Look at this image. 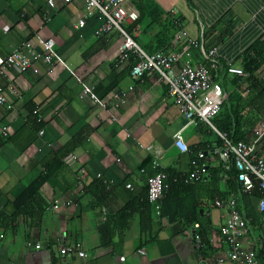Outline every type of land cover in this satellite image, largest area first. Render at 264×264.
<instances>
[{"label":"crops","instance_id":"obj_1","mask_svg":"<svg viewBox=\"0 0 264 264\" xmlns=\"http://www.w3.org/2000/svg\"><path fill=\"white\" fill-rule=\"evenodd\" d=\"M141 2L182 18L174 39L161 49L177 52L180 64L202 60L192 43L203 39L208 48L218 47L220 62L230 65L264 34V0H127L126 6L139 14ZM85 9L83 0H55V5L48 0H0V56L27 39L36 49L44 48L50 38L56 41L52 66L37 61L25 73L9 69L3 79L8 102L0 106V264H215L227 258L220 227L229 208L216 207L215 200H203L195 224L170 223L162 216V202L150 203L146 217L151 216V227L142 229L137 207L155 160L164 169L182 173L199 165V158L192 162L189 154L180 153L175 135L182 131L189 146L207 143L209 150L201 151L207 169L223 163V147L207 123L186 126L168 84L158 74L131 77L128 61L120 60L123 39L117 31L95 35L94 17L78 27ZM180 31L182 40H177ZM156 33L154 27L138 26L133 36L144 49L153 47ZM130 85L134 88L128 101L118 103L115 95ZM86 87L92 88L95 99L82 96ZM32 107L42 128L33 122ZM255 131L252 140L262 131L261 123ZM258 152L264 157L263 137ZM149 157L151 168L141 169ZM81 169L87 172L83 179ZM209 169L200 179L205 188L194 191L192 198L213 193ZM44 174L49 176L39 191L42 220L36 223L20 215L11 221L13 201ZM221 176L219 190L225 192L226 179ZM262 198L250 199L243 213L249 232L239 244L264 261ZM183 200L181 195L174 202L182 210H192ZM200 232L208 241L205 250L195 239ZM37 243L40 249L34 247ZM76 245L85 257L60 254L62 247Z\"/></svg>","mask_w":264,"mask_h":264},{"label":"built area","instance_id":"obj_2","mask_svg":"<svg viewBox=\"0 0 264 264\" xmlns=\"http://www.w3.org/2000/svg\"><path fill=\"white\" fill-rule=\"evenodd\" d=\"M70 4L76 0H63ZM86 4L85 13L78 21V27L84 28L88 19L97 18L98 24L94 29V34L104 36L117 31L123 41L120 46V60L129 61L132 57L133 65L131 77L134 80L142 79L151 74H158L159 78L166 82L169 87V94L179 112L184 116L187 124L197 125L199 122L207 123L212 130L223 140L222 157L225 163H229V157H234L235 165L240 171L239 180L246 190L254 187V179L258 182L259 187L264 190V157L258 152V144L262 137L264 138V120L261 123L262 131L257 138L250 142L239 141L233 143L225 133L220 132L213 124V118L220 112L222 103L226 98V92L222 84L216 80V75L212 71L220 69V59L218 57V47L212 45L209 49L205 42H193L192 46L196 47L202 60L197 64H191L186 61L179 63V55L174 50L156 51L149 53L144 50L125 28L126 24L133 23L137 20L138 14L135 11H129L126 3L127 0H83ZM50 5H55V0H48ZM183 32L177 35V40H182ZM56 41L50 38L45 41L44 48L36 49L33 41L27 39L23 41L10 54L0 56V106L7 105L8 99L3 87V79L9 69H17L21 73L27 72L37 61L52 66L55 59ZM210 66V69L208 68ZM228 72L233 75L247 77V73L238 67L230 66ZM134 88L133 85L128 87L127 91H119L115 95L118 103L124 104L128 101L129 92ZM15 90V89H14ZM16 92V90H15ZM82 96L95 99V93L92 88L86 87L82 91ZM44 134V130L40 131ZM175 146L180 153L185 154L189 150V145L182 135V131L175 135ZM160 153L158 152L157 155ZM199 158L204 154L199 153ZM119 161V159H118ZM154 168L159 171L147 178L148 200L150 203H158L169 189L168 174L158 160L154 162ZM207 172L205 163H201L194 169L188 171L184 177L185 183H193L202 179ZM87 176V172L81 169L79 179ZM224 175V179H227ZM130 184L127 188H131ZM238 197L232 194L227 202L217 199L215 206L221 208L226 205L229 208V215L226 222L220 227V233L225 237L228 244L227 258H220L215 264H264L254 251L243 248L239 244V238L247 235L249 232L246 218L238 208ZM259 207L264 211V198L260 199ZM59 205L55 206L58 209ZM199 225L197 224L196 227ZM195 239L201 242L200 235L196 234ZM31 247L33 244L28 243ZM201 243L199 244V246ZM40 249L41 245H34ZM141 254L145 255L146 251L140 249ZM76 253L80 257L86 254L79 249V245L62 247L61 255ZM124 259V258H123ZM122 259V260H123Z\"/></svg>","mask_w":264,"mask_h":264},{"label":"trees","instance_id":"obj_3","mask_svg":"<svg viewBox=\"0 0 264 264\" xmlns=\"http://www.w3.org/2000/svg\"><path fill=\"white\" fill-rule=\"evenodd\" d=\"M141 3L142 6L137 4V11L139 12L137 20L131 24H127L125 28L133 35V32L138 26L143 29L154 27L157 33L153 39V47H144V50L149 53L161 51V49L168 46L174 39L175 33L181 28L182 18L172 15L170 12L167 13L163 11L156 4L148 5L146 2ZM225 32L226 31L222 34ZM206 35L208 34L206 33ZM132 62L133 58L130 57L128 61V73H131ZM220 64V69L212 71V73L217 75L227 95L222 103L220 112L213 118V124L220 132L225 133L233 143L239 141L250 142L256 132V127L264 120V73L261 71L264 65V34L235 62L228 65L221 61ZM230 66L243 69L247 73V77L230 74L228 72ZM208 68L210 69L209 65ZM227 87L230 88V90H227ZM34 112L35 108L32 107L30 113L33 115V122L37 123L38 128H42L44 124ZM218 144L220 147H223V140L220 137L218 139ZM208 150L207 143H200L189 146V151L185 153V155L189 154L190 159L194 162V160H197L196 158H199L198 153L201 151L205 153ZM196 163H204V157L199 158ZM151 166L152 159L150 157L145 159L140 165L141 169L151 168ZM46 169L48 172L50 171L48 166H46ZM158 171V169L154 168L149 172V175H155ZM165 172L168 174V183L170 187L160 200V202H162L161 213L170 223L178 221L187 224L198 223L199 211L204 207V199L215 201L219 199L226 203L228 198L234 194L238 197V208L244 216L243 213L244 211L247 212L246 207L249 206V201L252 197H264V190L259 187L255 179L254 187L251 190H246L243 187L239 180L240 171L236 167L232 155L229 157L228 164L223 161L218 167L209 169V184L214 185L215 188L213 193L208 194L204 198H192V193H194V191H200L205 188V185L200 180L194 181L193 183H185L184 177L186 173L178 172L173 168L165 169ZM222 174L228 176L225 181V192L219 190V182L222 179ZM48 176L47 174L41 176L36 182L29 186L20 197L13 201L15 213L11 216V221H13L16 216L20 215H23L25 218L36 220V223L42 220L45 210L43 205L44 201L40 198L39 191ZM96 180L100 182L104 181L102 179ZM105 186L104 183L102 187L105 188ZM134 193L135 191L132 194ZM181 195L184 197L183 203H185L186 206L190 203L191 205L189 204V206L192 210H182L181 205L176 206L177 202H174V199ZM140 197L143 198V201L140 202V208L137 207V209L140 211L143 218L142 229L147 231L151 227V216H148L149 218L146 217V213L151 207L148 200V186L144 188V192H142ZM169 208L172 209V212ZM198 234L201 239L200 248L205 250L208 243L206 235L203 232Z\"/></svg>","mask_w":264,"mask_h":264}]
</instances>
